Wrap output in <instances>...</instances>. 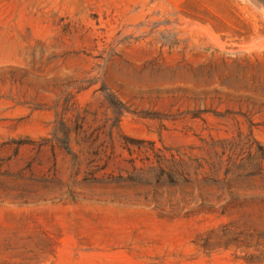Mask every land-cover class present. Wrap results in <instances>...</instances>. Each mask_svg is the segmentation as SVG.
<instances>
[{"label": "rangeland", "instance_id": "374dc122", "mask_svg": "<svg viewBox=\"0 0 264 264\" xmlns=\"http://www.w3.org/2000/svg\"><path fill=\"white\" fill-rule=\"evenodd\" d=\"M264 0H0V264H264Z\"/></svg>", "mask_w": 264, "mask_h": 264}, {"label": "bare ground", "instance_id": "6f19581e", "mask_svg": "<svg viewBox=\"0 0 264 264\" xmlns=\"http://www.w3.org/2000/svg\"><path fill=\"white\" fill-rule=\"evenodd\" d=\"M254 1L255 3H257V0H252ZM260 8H262L264 10V7L263 6H260Z\"/></svg>", "mask_w": 264, "mask_h": 264}]
</instances>
